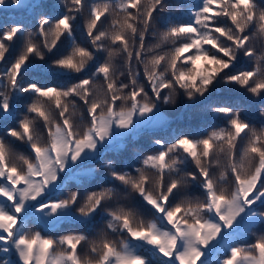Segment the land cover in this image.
I'll use <instances>...</instances> for the list:
<instances>
[{
  "label": "snow or ice",
  "instance_id": "6c2138e0",
  "mask_svg": "<svg viewBox=\"0 0 264 264\" xmlns=\"http://www.w3.org/2000/svg\"><path fill=\"white\" fill-rule=\"evenodd\" d=\"M0 16V264H264V3Z\"/></svg>",
  "mask_w": 264,
  "mask_h": 264
},
{
  "label": "trees",
  "instance_id": "16d2710c",
  "mask_svg": "<svg viewBox=\"0 0 264 264\" xmlns=\"http://www.w3.org/2000/svg\"><path fill=\"white\" fill-rule=\"evenodd\" d=\"M57 3L60 2V0H56ZM170 3L172 4H176V5H185V4H192L195 2V0H169ZM261 3H264V0H260ZM19 19L20 18V14L18 13H9V19ZM28 24H31V21H27ZM4 24V17L3 16H0V25H3ZM77 38H78V42H81L83 43V40L82 38L80 37V35L77 33ZM149 42H152L151 38H149ZM138 143H145L146 142V138L144 137H141L138 139L137 141ZM113 157V154L112 153H107V154H102V157L100 158L101 161L103 159H108V158H112ZM72 182H70L71 184ZM103 224L102 222L98 225V227H102Z\"/></svg>",
  "mask_w": 264,
  "mask_h": 264
}]
</instances>
